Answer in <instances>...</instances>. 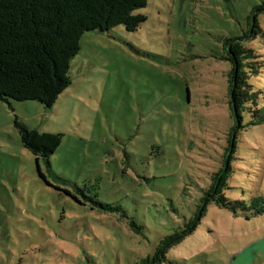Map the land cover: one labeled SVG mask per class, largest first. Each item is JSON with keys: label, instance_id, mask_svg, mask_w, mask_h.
I'll list each match as a JSON object with an SVG mask.
<instances>
[{"label": "rangeland", "instance_id": "rangeland-1", "mask_svg": "<svg viewBox=\"0 0 264 264\" xmlns=\"http://www.w3.org/2000/svg\"><path fill=\"white\" fill-rule=\"evenodd\" d=\"M263 0H147L135 30L85 31L69 64V85L51 107L0 100V264H133L183 226L218 169L233 125L223 39L249 55L246 88L264 98ZM225 195L162 264H264V124L242 113ZM59 133L40 176L14 122ZM240 123V125H241ZM74 186L120 205L81 206ZM58 187V188H57ZM239 203L246 206L241 208Z\"/></svg>", "mask_w": 264, "mask_h": 264}, {"label": "trees", "instance_id": "trees-1", "mask_svg": "<svg viewBox=\"0 0 264 264\" xmlns=\"http://www.w3.org/2000/svg\"><path fill=\"white\" fill-rule=\"evenodd\" d=\"M147 0H0V100H33L51 107L58 95L69 85V64L79 50V40L85 31L98 29L107 31L113 26L123 25L133 31L146 17L133 14L137 8L144 7ZM264 13V0L251 10L252 24L249 31L254 32L256 16ZM238 37L223 39L225 55L230 70L227 75L229 90V109L233 125L228 130L227 146L222 148L218 169L210 174L207 187H202L192 215L184 225L163 236L154 250L136 260L133 264H162L167 261L170 248L179 244L197 227L206 205L213 201L222 207L236 208L238 201H230L225 190L229 189L228 179L232 174L231 162L235 159L236 129L243 127L242 113L249 114L252 125L264 124V98L262 105L254 109L249 103L257 105V94L248 93L246 88V63L249 55ZM249 64V66H248ZM241 123V125H240ZM21 144L35 157L40 176V161H46L61 142L62 135L51 132H38L15 120ZM235 139V140H234ZM58 188V187H57ZM75 193L63 191L81 206L100 213L119 214L127 219V224L135 233L145 236L143 226L129 218L120 205H112L89 196L88 191L74 186ZM241 208L246 206L239 203Z\"/></svg>", "mask_w": 264, "mask_h": 264}]
</instances>
